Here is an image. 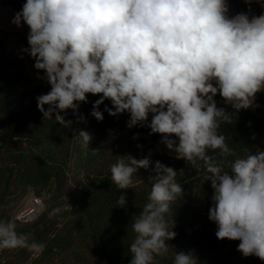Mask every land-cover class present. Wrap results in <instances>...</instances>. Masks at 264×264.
Masks as SVG:
<instances>
[{"label": "clouds", "instance_id": "1", "mask_svg": "<svg viewBox=\"0 0 264 264\" xmlns=\"http://www.w3.org/2000/svg\"><path fill=\"white\" fill-rule=\"evenodd\" d=\"M228 13L227 0H26L12 23L30 29L24 51L51 86L36 98L44 118L55 114L56 122L71 124L60 112H78L89 94L100 96L91 111L99 122L105 100L110 116L129 113V128L146 125L177 158L208 173L216 237L238 240L244 257L264 261V150L241 157L219 133L264 92V13ZM217 94L235 111L218 107ZM78 136L88 147L92 135ZM150 164L147 157L124 156L111 166V180L119 190L132 188L134 174ZM154 172L148 201L131 223L129 264H158L177 235L167 214L184 190L172 167L156 161ZM116 203L125 207L126 196ZM19 219H0V251L43 253L45 244L17 231ZM173 264H198V258L176 252Z\"/></svg>", "mask_w": 264, "mask_h": 264}, {"label": "trees", "instance_id": "2", "mask_svg": "<svg viewBox=\"0 0 264 264\" xmlns=\"http://www.w3.org/2000/svg\"><path fill=\"white\" fill-rule=\"evenodd\" d=\"M25 2L0 0V5L22 8ZM227 2L229 16L262 14L256 2L250 10L245 9L244 0ZM21 59L7 52L0 39V219L13 218V208L27 195L43 196V210L32 220L18 221L17 231L30 233L46 247L41 254L25 249L0 251V264H129L135 235L131 223L148 201L156 161L177 171L176 180L184 190L167 214L177 235L168 241V256L157 257L158 264H173L175 253L181 251H194L198 264H264L237 251L240 241L216 237L217 225L208 218L213 189L203 166L197 171L176 154L156 149V143L164 144L162 136L150 134L146 125L129 128L127 112L110 116L104 111L105 106L112 107L108 100L99 106L103 121H97L91 111L99 95L89 94L88 102L81 103L76 113L71 109L60 112L71 121L67 126L56 122L55 114L44 118L36 98L47 94L51 86L46 80L32 84ZM214 99L218 107L235 111L219 94ZM151 118L149 114L148 123ZM79 121L92 140L85 147L81 176L72 187L68 167ZM232 121L222 124L219 133L239 156L264 150V92L257 93L253 107L235 113ZM128 155L147 157L151 164L134 174L132 188L119 190L110 168ZM121 194L126 196L123 208L116 203ZM58 207L61 211L50 215Z\"/></svg>", "mask_w": 264, "mask_h": 264}, {"label": "rangeland", "instance_id": "3", "mask_svg": "<svg viewBox=\"0 0 264 264\" xmlns=\"http://www.w3.org/2000/svg\"><path fill=\"white\" fill-rule=\"evenodd\" d=\"M14 53H17L21 56L22 63L26 65L29 69L32 70V75L30 78V81L32 84H36L39 82L44 81L45 79L43 78L45 76V73L40 70H36L34 67L35 64V59L32 58L29 54L25 55L24 50L15 48L11 51ZM27 63V64H25ZM83 121H79L76 124L75 128V135H74V140H73V146H72V151H71V156H70V161H69V167H68V175L70 177L69 179V185L72 187L75 186L76 182L81 176V169H82V162H83V157L85 153V146L82 144L81 138L78 136L80 131H86L83 128ZM155 148L158 150H163L167 153L170 154H175L174 152L170 151L167 149L166 145L164 144H155ZM32 202V196L29 194L25 198H23L18 204L13 208L12 213H14L16 210L28 206ZM44 208V202L42 204V210Z\"/></svg>", "mask_w": 264, "mask_h": 264}, {"label": "crops", "instance_id": "4", "mask_svg": "<svg viewBox=\"0 0 264 264\" xmlns=\"http://www.w3.org/2000/svg\"><path fill=\"white\" fill-rule=\"evenodd\" d=\"M256 4L261 8L262 13H264V0H259V2H256ZM21 9L22 8H15L10 5H0V39L4 41L7 52H11L14 47L22 50L29 47L27 36L30 29L28 26L23 24V22L19 27L12 23L15 14L21 11ZM24 53L25 55L28 54L25 51ZM24 66L26 67V65ZM26 68L28 70L29 76L31 77L32 70L28 67Z\"/></svg>", "mask_w": 264, "mask_h": 264}, {"label": "built area", "instance_id": "5", "mask_svg": "<svg viewBox=\"0 0 264 264\" xmlns=\"http://www.w3.org/2000/svg\"><path fill=\"white\" fill-rule=\"evenodd\" d=\"M251 6L246 5L245 9L250 10ZM140 146V144H138ZM43 204V196H32V202L25 207L16 210L13 218L20 217L18 221L25 222L34 219L41 211Z\"/></svg>", "mask_w": 264, "mask_h": 264}]
</instances>
